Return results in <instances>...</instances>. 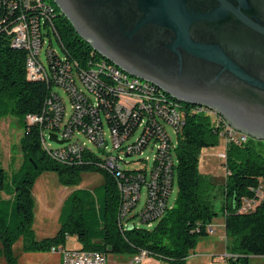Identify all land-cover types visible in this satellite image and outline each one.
<instances>
[{
    "label": "trees",
    "instance_id": "obj_1",
    "mask_svg": "<svg viewBox=\"0 0 264 264\" xmlns=\"http://www.w3.org/2000/svg\"><path fill=\"white\" fill-rule=\"evenodd\" d=\"M50 5L52 10L45 15L47 20H43V23L46 22L41 32V47L45 38L49 43L52 39L56 42L61 55L51 49L44 50L46 68L51 64L71 63L75 60L83 68L88 61H98L99 56L75 34L51 1ZM1 13L0 118L6 115L14 116L22 128L18 168L8 177L0 165V194L6 198H0V257L4 264H17L12 246L21 235H28L31 238L32 249L38 251H48L50 247L64 245L67 237H74L80 245L79 249L84 251L131 256L139 250H145L148 257H153L162 264H186V258L194 248L196 240L207 236L204 226L218 214L223 217L225 252L229 256L226 261L229 264H247L251 256L264 257V146L261 141L248 139L243 145L225 146L223 166L226 176L221 186L220 206L215 211L209 193L211 184L198 172V157L201 150L213 148L218 144L217 131L211 124L210 116L193 112L205 110L204 108L197 109L175 102L183 112V124L175 135V145L172 146L170 141L166 154L171 163L166 173L169 177V193L167 196L162 195V198L160 192L157 193V197L162 199L163 206L157 208L151 220L141 221L137 218V212L143 206L142 203L136 209L140 203L137 202L128 215L125 228L119 230L116 223L119 206L117 182L135 184L139 193L146 195L150 177L157 173L156 184L159 189L163 188L160 182L165 174L163 167L156 168L152 163L147 167L144 165L146 158H142L146 150H150L152 155L154 153L153 137L145 132V127L149 123L144 118L143 123L141 114L136 110V117L133 120L128 119L124 124L119 121L115 110L117 104L113 89L115 85L109 78L98 80L92 94L82 91L74 78L73 86L79 92L77 96H83L87 103L92 98L103 100V103L95 108L93 116L102 128L114 130L117 136L122 137L119 149L126 147L132 149V146L140 141L137 152L125 154L127 158L137 157L134 162L139 163V168L128 167L132 161H127L123 156L116 154L118 150L111 151V156L116 157L115 166L112 168L102 166L105 161L103 157L107 155L97 154L86 146L78 157L71 158L66 164L49 159L40 148L38 127L27 126L23 118L27 115L41 117L46 97L50 94L56 97V102L60 100L65 115L62 117L63 120L69 118L75 103L82 102L80 99H71L64 88L51 82H31L25 79L24 52L10 46V26L6 19L11 13L13 20L18 10L14 9L9 13L4 10ZM36 13L37 11H34L30 17ZM33 21L43 26V23L36 21L35 18ZM55 88L66 95L68 112ZM135 95H138V92ZM155 95L162 97V100L172 101L156 90ZM85 105L87 107V104ZM162 105L164 106V103ZM89 122L90 118L84 116L81 126ZM159 124L165 130L166 127L162 123ZM148 128L149 131L153 129L150 126ZM78 136L82 135H77L75 139L79 140ZM42 172L54 173L58 183L64 187L76 185L81 173L100 174L102 179L99 189L100 205L97 213L91 209L90 225L81 207L83 200L77 191H74L64 202V205L68 206V213L54 236L36 242L33 240L31 231L33 202L30 190L35 178ZM173 185L176 192L170 203ZM256 188L260 190L261 199L255 208L247 213H239L241 200L254 198ZM28 246L25 244L23 248L27 249Z\"/></svg>",
    "mask_w": 264,
    "mask_h": 264
},
{
    "label": "water",
    "instance_id": "obj_2",
    "mask_svg": "<svg viewBox=\"0 0 264 264\" xmlns=\"http://www.w3.org/2000/svg\"><path fill=\"white\" fill-rule=\"evenodd\" d=\"M50 1L106 62L264 141V0Z\"/></svg>",
    "mask_w": 264,
    "mask_h": 264
},
{
    "label": "built area",
    "instance_id": "obj_3",
    "mask_svg": "<svg viewBox=\"0 0 264 264\" xmlns=\"http://www.w3.org/2000/svg\"><path fill=\"white\" fill-rule=\"evenodd\" d=\"M14 9L18 10L14 19L11 20V13L6 19L9 21V42L13 49H18L24 52V74L28 81H43L45 83L51 82L55 86L64 88L65 91L71 96V99L79 101L72 107V112L67 120H63V107L61 102H56V97L52 94L48 95L45 100L44 111L41 117L25 116L30 119L29 121L37 125L39 129V144L42 151L46 156L60 164H66L73 157H78L81 151L85 148V145L75 139L77 135H82L88 143L92 144L97 154L105 153L103 160L104 165L107 167H113L116 163V157L111 156L112 150H118L116 154L121 157L126 153L137 152L140 145V141L130 147L119 149L123 139L116 135L114 130H106L104 134V128L99 125L95 120L93 113L98 104H102L103 100H95L92 98L87 103L83 96H77L79 93L73 86V79L79 83L82 91L87 94H92L93 90L97 86V81L102 78V74H125L119 69H110L107 63H103L100 58L98 61H88L85 67L79 66L77 61L71 63L51 64L48 68L41 62L39 54L41 49V32L44 27L43 20L46 19V12L52 10L50 8L49 0H0V16L1 12L7 11L9 13ZM37 11V13L30 17L31 14ZM14 16V15H13ZM43 23L41 27L33 21ZM1 27V23H0ZM43 38V37H42ZM48 56V53L47 55ZM76 66V67H74ZM127 75V74H125ZM127 82H135L137 85H143L144 81L132 80L127 75ZM148 87V86H145ZM116 93L117 104L115 107L118 113L119 121L124 124L128 119L133 120L136 117L135 110L141 114L142 120H146L149 125L145 127V132L149 133L153 137L154 141V153L152 155L151 163L156 168L163 167L164 177L160 181L163 188L159 189L156 184L157 173H154L150 177V185L146 195H143V206L137 212V218L141 221L151 220L154 216V212L157 208L162 207V195L167 196L169 193V177L166 176L171 163L168 157H166L168 148L170 147V141H172L169 135L166 133V129L160 126L162 123L164 127L172 129V133L175 135L179 132L183 122L182 113L180 107L175 104H167L164 101V106H154V99H161L155 95V92H151L148 87V94H146L145 106H138L136 103L129 101V94H120L119 88L113 86ZM161 96V95H160ZM87 104V107L86 105ZM196 114L208 115L211 118V124L217 131V137L224 146L227 145H243L249 139L246 135L238 133L231 129L219 116L213 111L206 110H193ZM84 116L90 118L89 124L81 126ZM86 118V117H85ZM143 120V123H144ZM148 120L152 121L149 122ZM152 127V131H149L148 127ZM47 132V133H46ZM53 134L56 140L63 141L62 144L57 145V148H50L48 135ZM107 139L110 141V150L106 152L108 145ZM264 146V141H261ZM175 145V141H172V146ZM101 153H99L100 151ZM120 157V158H121ZM217 158L224 162V151L217 154ZM119 193V206L116 214V223L119 230L124 229L127 224L128 215L135 207L137 202H140L139 189L135 184H122L117 182L116 184ZM160 192L161 198L157 197V193ZM261 199L259 188L254 190V198L242 199L238 207L239 213H247L252 211ZM141 203V204H142ZM204 232L206 235L213 233L209 224L204 226ZM50 253L57 254L60 258V264H142L147 258L148 254L145 250H139L135 254L129 256L124 261L108 262L107 255L96 251H84L80 249H65L64 247H50ZM229 258L225 256L224 259ZM223 260V259H222ZM221 260V261H222ZM264 261V257H263Z\"/></svg>",
    "mask_w": 264,
    "mask_h": 264
},
{
    "label": "rangeland",
    "instance_id": "obj_4",
    "mask_svg": "<svg viewBox=\"0 0 264 264\" xmlns=\"http://www.w3.org/2000/svg\"><path fill=\"white\" fill-rule=\"evenodd\" d=\"M46 49L54 50L59 56L61 55L56 42L51 39L49 43L48 39L45 38L39 54L42 63H44L43 52ZM31 82H37V81H31ZM55 91H57L58 94L61 96L65 104L66 112H68V102L66 95L62 93L61 90L58 88H55ZM29 120L30 119L24 117L23 118L24 124L32 127L37 126L36 124L31 125L33 123H31ZM165 129L170 139L174 142L175 137L174 134L172 133V129L169 127H166ZM106 133L107 132L104 128V134ZM21 135H22L21 123L18 121L16 117L11 115H6L0 118V165L8 177L10 176V174L16 171V169L20 164L19 139ZM78 139L81 140V142L88 149L97 153L96 148L92 144L88 143V141L84 139L82 136H78ZM106 141L108 145L105 151L108 152L110 150V141L109 139H107V137H106ZM49 147L53 149V148H57V145L50 143ZM224 149L225 146L219 140L218 144L215 147L201 150V153L198 157V172L204 175L211 184V190L209 193L215 211H217L220 206V202L222 199L221 186L224 183V179L226 176L223 162L217 158V154L223 152ZM127 157H128L127 155H123V158H126L127 161H132V163H130L128 167L139 168V163L134 162L137 159V157L135 156H132L130 158ZM142 158L143 159L146 158L144 165L149 167L152 160V152L150 150H146ZM120 166H127V165L120 164ZM35 180L37 181V183L33 190L34 198L32 199L33 213H34V227H41L43 225H46V230H48L47 232L49 235L51 234L52 227L58 224L57 228H59L60 223L65 219V216L68 213V206L64 205V202L69 196V194L74 191H77L79 197H81L83 200L81 207L83 213L85 214L87 222L90 225L92 210L97 213L100 205L101 190L99 189L102 184V179L99 173L96 172L81 173L77 184L70 187H64V186L60 187V188H65V191L62 190L60 194L54 190V186H57L58 183L57 177L54 173L42 172L35 178ZM67 191L69 193H67ZM141 192H143V190ZM175 192H176V188L175 185H173L169 197L170 203L174 199ZM0 198L6 199L2 194H0ZM143 200L144 197L143 194H141L140 203L138 204L136 209L141 205ZM214 219L215 222H212L214 225L219 224L221 221L219 214L217 215V218ZM137 226L139 225L137 224ZM92 227H94V225ZM32 238L35 242L37 241L34 238V234H32ZM30 239L31 238H29L28 235H21L13 243L12 251L14 257L16 258L17 264H55V260L57 259V257L54 255H50L48 253L50 249L48 251L33 250L32 249L33 245ZM25 244L29 245L27 249L23 248ZM64 244L66 248H78L80 246L76 242V239L74 237H68L65 240ZM54 247L55 248L63 247V245H56ZM225 256H228V254H226L225 252V238H224L223 229L220 226H214L213 234L207 235L205 237H200L196 240V244L194 248L190 251L188 257L186 258V264H229L226 261V258L224 259ZM125 258L126 256L119 257L118 255H111V254H108L107 257L109 263H111L113 260H123ZM0 264H4L1 257H0ZM142 264H162V263L160 261H157L153 257H148ZM247 264H264V261L263 258L260 256H251Z\"/></svg>",
    "mask_w": 264,
    "mask_h": 264
},
{
    "label": "bare ground",
    "instance_id": "obj_5",
    "mask_svg": "<svg viewBox=\"0 0 264 264\" xmlns=\"http://www.w3.org/2000/svg\"><path fill=\"white\" fill-rule=\"evenodd\" d=\"M50 8H51V5H50ZM47 12H50V11H47ZM47 12H46V16L48 14ZM46 20H47V17H46ZM100 60L103 63H107V65L109 66L110 69H118L115 66H113L111 63L106 62L104 59L100 58ZM104 77H106L107 80L109 78L110 81L115 85V87L119 88L120 94H129V101L136 103L138 106H145L146 94H148V87H149V90L151 92H155V90H156L159 94H161L165 98L167 97L161 91H159L157 88H155L153 85H151L149 83L144 82V86H143V85H137L135 82H127V75H125V74H118V75L102 74V79H105ZM131 79L132 80H139V79L134 78V77H131ZM112 83H110V84H112ZM145 86H148V87H145ZM137 92H138V95H135ZM162 99H163L162 97H161V99H154V106H159V105L163 106L162 104L164 103V101H166V99L165 100H162ZM166 103L167 104H175V101L167 100ZM194 107H196V106H194ZM199 108H204V107H199ZM197 109H198V107H197ZM204 109L206 110V108H204Z\"/></svg>",
    "mask_w": 264,
    "mask_h": 264
},
{
    "label": "crops",
    "instance_id": "obj_6",
    "mask_svg": "<svg viewBox=\"0 0 264 264\" xmlns=\"http://www.w3.org/2000/svg\"><path fill=\"white\" fill-rule=\"evenodd\" d=\"M36 180H34V183H33V185H32V187H31V190H30V194H31V197H32V199L34 198V192H33V190H34V188H35V186H36V183H37V181L35 182ZM60 187H63V186H61L59 183H57V186H54V190L56 191V192H58L59 194H60V192L63 190V191H65V188H60ZM67 193H69L68 191H67ZM42 198V197H41ZM216 218H217V216H216ZM220 218H221V221H220V223L219 224H217V225H214L212 222H215V219H212V221H210V223H209V226L212 228V230H213V232H214V226H220L222 229H223V217L222 216H220ZM31 225H32V228H31V230H32V234H34V238L37 240V241H40V240H42V239H45V238H50V237H52V236H54V234L56 233V231H57V225L56 226H54V227H52V231H51V234L49 235L48 234V230H46V225H43V226H41V227H34V213H33V209H32V223H31ZM214 225V226H213ZM48 226V225H47ZM36 231V232H35ZM224 233V232H223ZM213 234V233H212ZM68 238V237H67ZM66 238V239H67ZM225 238V237H224ZM63 247L65 248V249H79L80 247H78V248H66L65 247V244L63 245ZM13 252V251H12ZM50 255H54V256H56L57 257V259L55 260V264H60V258H59V256L57 255V254H53V253H50V252H48ZM119 257L121 256H126V258L125 259H123V260H113V261H115V262H117V261H124V260H126V259H128L129 258V256H127V255H118ZM107 257H108V255H107ZM250 258V257H249ZM263 258V257H262ZM2 259V258H1ZM3 260V259H2ZM112 261V262H113ZM4 263V262H3Z\"/></svg>",
    "mask_w": 264,
    "mask_h": 264
}]
</instances>
